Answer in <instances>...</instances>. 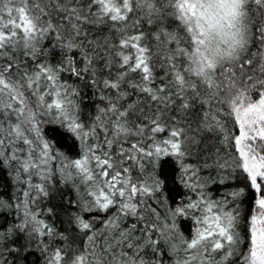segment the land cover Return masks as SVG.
Returning a JSON list of instances; mask_svg holds the SVG:
<instances>
[{"label":"snow or ice","instance_id":"obj_1","mask_svg":"<svg viewBox=\"0 0 264 264\" xmlns=\"http://www.w3.org/2000/svg\"><path fill=\"white\" fill-rule=\"evenodd\" d=\"M80 81L99 92L90 123ZM162 157L177 197L163 195ZM5 163L43 183L24 200L0 194V264L21 235L39 238L46 264H264V0H0ZM236 173L251 214L244 189L226 190ZM57 175L76 193L65 212L79 249L29 209ZM57 235L66 247L50 248Z\"/></svg>","mask_w":264,"mask_h":264},{"label":"trees","instance_id":"obj_2","mask_svg":"<svg viewBox=\"0 0 264 264\" xmlns=\"http://www.w3.org/2000/svg\"><path fill=\"white\" fill-rule=\"evenodd\" d=\"M145 30L147 31V26H145ZM75 86L82 93V98L78 97L77 100L80 102V110L84 117L85 123H90L91 117L96 114L97 105H101L99 92H97L92 87L86 86L85 82L83 81L76 82ZM58 127L59 126L56 124H49L47 123V121H45L41 124L42 134H44L43 130H47L48 136L54 135L51 130ZM60 131L62 132L63 129H61ZM237 131L238 129H232L233 134H236ZM57 138L59 139L60 145L72 144L71 140H65L60 137ZM61 150L66 149L61 148ZM72 151L73 153H75V147H73ZM190 162L193 164L196 163L194 159ZM151 170L152 169L149 168V171ZM155 172L158 173L162 178H166L167 186L170 191H166L163 195L177 197V190L179 186L174 183V178L177 175V164L175 163V161L171 157H162L156 163ZM17 175L18 173L12 166H10V164L5 163L0 166V194H2L5 198L11 197L13 202H15L17 198L21 200L26 199L25 197H23L22 192L26 190L29 183H43L37 176H33L30 181L27 176H24L23 183H21L18 182ZM60 179V176L57 175L54 180L48 183L47 189L50 193V195L48 196L33 191L32 196L35 199L34 201L29 203V209L37 213L39 219L44 220L49 225L54 226V228L57 230V233H64L65 236L69 238V240L74 241L71 244V247L75 250L81 248L86 242L85 238L76 230V228L66 222L70 212H65V206L69 198H75L76 193L66 188L63 183H57V181H60ZM242 180L243 176L239 173H236L235 176H229L227 179L229 188L226 190L238 191L240 189H244L243 195L240 196L237 201V205L239 207L241 215H244L245 213L251 214L254 206L255 193L253 190L245 188L244 183L240 182ZM208 187L212 188V195H219V192H217L218 186L209 184ZM180 190L182 191V189ZM220 191H225V189L221 188ZM164 207H166V205ZM164 207H161L162 212L164 211ZM49 209H52V212H49ZM12 218V216L8 217L9 220H11ZM96 226L97 228L101 227L99 221H97ZM190 228L191 222L189 221V223L185 224L184 226L185 235L190 234ZM17 243L25 244L26 247L21 249L20 254L16 257L14 264H46L47 254L44 252V244L40 243L39 238H37V241L35 242L28 243L25 237L21 235ZM48 243L50 248L55 249L58 247H66L69 241L63 240L59 235H57L55 240L49 238ZM231 259L235 260V257Z\"/></svg>","mask_w":264,"mask_h":264}]
</instances>
